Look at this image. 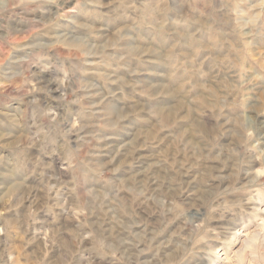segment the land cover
<instances>
[{"label":"rangeland","instance_id":"obj_1","mask_svg":"<svg viewBox=\"0 0 264 264\" xmlns=\"http://www.w3.org/2000/svg\"><path fill=\"white\" fill-rule=\"evenodd\" d=\"M0 264H264V0H0Z\"/></svg>","mask_w":264,"mask_h":264}]
</instances>
